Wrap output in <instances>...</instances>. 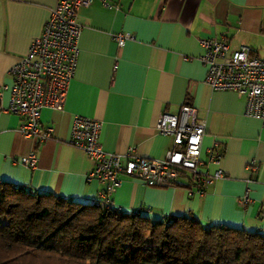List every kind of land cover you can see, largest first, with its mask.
<instances>
[{
  "label": "crops",
  "instance_id": "0c3cea01",
  "mask_svg": "<svg viewBox=\"0 0 264 264\" xmlns=\"http://www.w3.org/2000/svg\"><path fill=\"white\" fill-rule=\"evenodd\" d=\"M92 0L81 6L79 53L62 108L43 107L40 121L52 136L37 143L20 131L22 116L7 110L13 77L9 67L28 51L41 33L56 0H0V180L27 189L51 191L93 202L105 183L88 178L93 166L86 152L69 143L75 115L101 121L103 148L159 158L173 147L171 135L155 127L163 112L177 113L183 103L196 107L206 121L201 155L215 140L221 157L210 171L224 175L195 187L191 176L173 186L144 184L122 176L110 192L112 205L140 209L152 217L188 214L204 224L224 223L264 233V119L246 115L245 98L230 89H212L207 67L199 59V37L224 36L230 48L250 45L264 54V0ZM129 32L119 45L113 34ZM31 149L36 164L21 158ZM250 161L255 167H249ZM249 200L242 205L244 193Z\"/></svg>",
  "mask_w": 264,
  "mask_h": 264
},
{
  "label": "built area",
  "instance_id": "2783aa9c",
  "mask_svg": "<svg viewBox=\"0 0 264 264\" xmlns=\"http://www.w3.org/2000/svg\"><path fill=\"white\" fill-rule=\"evenodd\" d=\"M92 0H56L50 9L40 34L33 37L28 51L9 67L13 77L7 110L22 116L20 131L41 143L52 136V127L43 126L40 111L43 107L62 108L69 79L73 76L78 59V40L82 25L77 21L81 6ZM109 5L107 0H101ZM121 45L125 38H133L129 32L113 34ZM203 48L199 59L206 65L204 81L212 89H230L244 96L246 115L264 119V54H256L250 45L230 48L224 36L199 37ZM5 85L0 86V97ZM159 133L171 135L173 147L163 157H141L131 146L124 153H114L103 148L100 140L101 121L82 114L74 116L69 143L83 149L93 166L88 178L105 183L97 193L101 202L111 205L110 192L119 184L122 176L136 178L148 185L173 186L188 172L196 186L187 187L189 195L203 193L204 186L222 177L218 168L210 171L207 164L221 157L223 145L215 140L201 155L202 137L206 121L198 118L197 109L183 103L176 114L162 113L155 125ZM35 149L22 156V164L32 168L36 164ZM249 167H255L250 161ZM249 200L247 192L239 202ZM115 208L121 209L116 206ZM133 211H136L133 210Z\"/></svg>",
  "mask_w": 264,
  "mask_h": 264
},
{
  "label": "trees",
  "instance_id": "16d2710c",
  "mask_svg": "<svg viewBox=\"0 0 264 264\" xmlns=\"http://www.w3.org/2000/svg\"><path fill=\"white\" fill-rule=\"evenodd\" d=\"M115 207L0 180V264H264L258 230Z\"/></svg>",
  "mask_w": 264,
  "mask_h": 264
},
{
  "label": "bare ground",
  "instance_id": "6f19581e",
  "mask_svg": "<svg viewBox=\"0 0 264 264\" xmlns=\"http://www.w3.org/2000/svg\"><path fill=\"white\" fill-rule=\"evenodd\" d=\"M179 111V110H178ZM163 113H169V112H163ZM169 114H176V113H169ZM161 115V114H160Z\"/></svg>",
  "mask_w": 264,
  "mask_h": 264
},
{
  "label": "rangeland",
  "instance_id": "374dc122",
  "mask_svg": "<svg viewBox=\"0 0 264 264\" xmlns=\"http://www.w3.org/2000/svg\"><path fill=\"white\" fill-rule=\"evenodd\" d=\"M188 172H184L183 174H187Z\"/></svg>",
  "mask_w": 264,
  "mask_h": 264
}]
</instances>
